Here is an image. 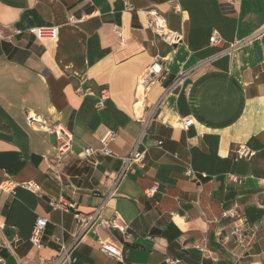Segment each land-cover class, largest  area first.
<instances>
[{
	"label": "crops",
	"instance_id": "0c3cea01",
	"mask_svg": "<svg viewBox=\"0 0 264 264\" xmlns=\"http://www.w3.org/2000/svg\"><path fill=\"white\" fill-rule=\"evenodd\" d=\"M168 1L0 0V183L38 187L0 191V264H48L73 242L74 214L98 209L123 230L92 228L71 264H264V0ZM151 10L181 43L148 28ZM40 27H56V43L28 32ZM212 31L222 47L209 44ZM154 63L163 78L144 94L139 80ZM161 96L144 127L135 114L146 117ZM28 114L64 126L71 149L60 155ZM108 131L113 157L99 152ZM135 146L143 164L111 194ZM239 146L254 156L239 159ZM59 197L74 208L53 210ZM231 209L237 217L223 218ZM38 217L47 221L40 250L29 240ZM106 241L120 260L99 250Z\"/></svg>",
	"mask_w": 264,
	"mask_h": 264
},
{
	"label": "built area",
	"instance_id": "2783aa9c",
	"mask_svg": "<svg viewBox=\"0 0 264 264\" xmlns=\"http://www.w3.org/2000/svg\"><path fill=\"white\" fill-rule=\"evenodd\" d=\"M179 0H169L168 3L170 5L176 6ZM148 15V28L155 34H157L163 41L169 46H175L182 42L183 36L180 33L170 31L167 27L166 21L164 17L156 12L155 10H151L147 13ZM112 31L116 37V41L118 44H124V33L123 28L118 25L112 26ZM28 32L34 36V38L42 43H56L58 38V29L56 27H40V28H31ZM209 44L214 47H222L224 45L223 38L219 35L217 31H212L209 36ZM240 42L233 43L225 49V52L231 54L238 46ZM184 73H180L172 86L169 88V91L175 90L181 83L184 77ZM163 78L161 65L159 63H154L151 65L146 73L142 75L139 80V85L144 94L150 90V88L160 81ZM168 89L164 92V95L169 92ZM163 95V96H164ZM163 96H161L155 103L151 104L147 107L148 115L146 117L142 116V112H138L136 117H138L144 127H147L152 121L153 118L156 117L157 112L159 110V106L162 102ZM104 102V98H102L99 103L98 107L102 108ZM145 110V111H146ZM142 111V110H141ZM141 114V115H140ZM27 121L30 125L36 128L39 131L53 134L56 137L57 146L56 149L60 155L68 152L73 144V137L72 133L68 131L64 126L57 124V123H50L45 118L37 115V114H28ZM189 123L183 122V128L187 129ZM115 134L113 132H106L104 136L101 138L100 142L102 148L99 152L104 156L113 157V153L107 147V144L110 140L114 138ZM161 143H158L160 145ZM85 156H92L93 151L91 149H84L83 151ZM236 154L239 159H250L254 156V152L248 149L245 146H239ZM145 156V151H139L137 146H135L128 155L122 157L120 159L121 166L117 173L116 180L114 182V189L112 190L111 194L115 193L116 187L118 182H120L127 174L133 171L134 166H141L143 164ZM189 173V172H188ZM21 187L23 189H27L32 192H36L38 187L32 182H23L14 184L8 180L2 181L0 183V191L1 192H10L15 187ZM155 190L151 189L148 191L152 194ZM50 207L55 211H60L63 213L69 212L71 209L74 208V205L70 204L66 201L63 197H59L58 199L50 202ZM223 218L226 219H235L237 214L234 210H228L223 213ZM75 220L76 230L74 232V240L73 242L66 246L62 245L60 252L51 260H49L48 264H71L72 263V253L81 243L83 236L92 228L96 227H103L109 229H116V230H123L122 225L120 224L119 218L117 216H113L111 218L105 219L101 216L100 210H95L90 215H83L81 213H75L73 216ZM47 221L42 218L38 217L35 220L34 226L31 231L30 235V242L33 246L40 250L42 249V233L46 227ZM236 237L238 240H242L244 237L241 232L235 231ZM99 250L117 260H120L121 257V248L118 245H115L111 242H101L99 245Z\"/></svg>",
	"mask_w": 264,
	"mask_h": 264
}]
</instances>
